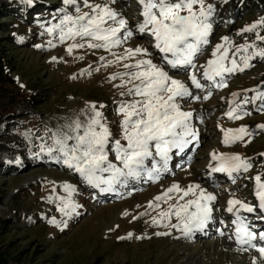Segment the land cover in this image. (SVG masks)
<instances>
[{
	"label": "rangeland",
	"instance_id": "rangeland-1",
	"mask_svg": "<svg viewBox=\"0 0 264 264\" xmlns=\"http://www.w3.org/2000/svg\"><path fill=\"white\" fill-rule=\"evenodd\" d=\"M77 2L82 12L89 11L83 0ZM105 2L89 0L91 4ZM206 3L215 7L213 30L206 51L195 61L196 69L188 68L176 74L165 65L170 75L184 81L193 96L200 97L181 101L182 109L193 113L192 123L200 135L196 148L190 151L189 159L183 158L187 159L185 163L169 164L170 170L160 179L146 180L148 183L142 186L143 178L130 180L126 186L117 185V194L109 195L84 184L78 174L40 152V145L51 143L45 129L56 131L90 103L105 105L100 111L119 138L118 122L122 117L115 109L117 102L126 99L120 95L126 89L117 87L120 78L111 80L110 77L124 71L122 63L107 64L114 57L104 49L77 48L69 54L67 48L74 41L60 42L58 34L47 33L46 29L59 23L63 16L60 9L67 8L75 14V9L65 6L63 0H33L31 5L22 0H0V113L11 116L9 123L0 125L2 264H253L249 261L253 257L256 264H264L256 249L238 250L241 246L235 245L233 237L229 239L234 226L228 227L232 218L226 211L229 199L233 198L253 206L258 204L253 178L264 173V156L260 155L264 153V129L256 126L264 124V111L257 109V101L245 105L250 114L240 120H230L225 115L232 93H240L239 98H242L254 94L245 90L264 91V60L254 58L250 61L251 67L230 75L224 88H209L210 82L201 79L206 87L195 89L188 80L192 73L198 79L202 77L201 66L211 58L214 45L224 36L236 45L255 42L264 48V42L256 40L255 33L238 35L241 29L264 17V10L248 5L245 0H206ZM111 7L121 13L135 31L141 21L137 0H115ZM19 8L23 12L18 14L16 9ZM258 31L264 36V28ZM50 40L54 47L49 46ZM137 46L148 48L153 52L154 62L161 63L159 54L152 48V38L146 34L136 33L112 51L123 53L125 48ZM101 56L105 57L104 61L100 60ZM209 91L211 95L204 99ZM241 125L254 130L255 134L229 146L222 144L221 128ZM213 151L238 153L250 158L252 167L234 181L225 173L210 174L208 165ZM261 179L264 181V175ZM64 183L75 185L78 192L74 199L80 205L79 214L71 218L57 210L55 197L66 195L61 187ZM173 183L183 188L199 183L217 197L213 222L205 234L180 238L174 229L152 225L151 217L168 207L163 202L160 209L139 215L155 196ZM50 196L52 202H49ZM125 212L128 214L124 215ZM247 215L255 220L249 222L254 225V231L264 230V220L259 219L264 211L257 208L255 213ZM134 216L138 219H133ZM53 217L58 222L67 220V227L62 223L59 227L51 224ZM221 220L224 225L220 224ZM175 222L174 217L171 223ZM218 230H223L225 235L221 236ZM164 231L171 234H155ZM128 233L133 234L131 238L119 239L127 237Z\"/></svg>",
	"mask_w": 264,
	"mask_h": 264
},
{
	"label": "snow or ice",
	"instance_id": "snow-or-ice-1",
	"mask_svg": "<svg viewBox=\"0 0 264 264\" xmlns=\"http://www.w3.org/2000/svg\"><path fill=\"white\" fill-rule=\"evenodd\" d=\"M22 2L31 5L33 0ZM114 3L115 0H106L103 4H91L89 0H83L84 7L89 11L82 12L77 0H63L65 6L75 9V14L68 12L67 8L60 9L64 14L59 23L46 29L50 35L58 34L60 42L74 41L67 48L69 54L77 48L104 49L114 57L107 64L122 63L124 69L110 77L111 80L120 78L121 83L117 87L126 89L120 93L126 99L117 102L115 109L117 115L122 117L118 122L119 138H116L107 118L100 111L105 105L90 103L56 131L45 129L46 137L51 143L40 145V152L62 163L78 174L84 184L99 189L100 192H114L117 185L126 186L130 180L139 181L144 177L148 180L160 179L170 170L169 161L173 150L182 153L194 141L198 142L199 133L192 123L193 113L183 110L181 101L200 97L193 96L192 90L184 81L170 75L165 70V65L177 70L196 68L195 61L210 44L212 17L215 12L214 5L206 3V0H137L141 9V21L134 31L128 26V20L111 7ZM260 28H264V17L241 29L238 35L255 33L256 40L264 42V36L258 31ZM136 33L152 38V48L159 54L160 64L154 62L153 52L148 48L137 46L125 48L123 53L112 51L121 47ZM48 43L51 47L55 46L51 40ZM257 57L264 60V48H260L255 42L236 45L228 36H224L220 43L214 45L211 58L201 66L202 77L198 79L192 73L188 75V80L195 89L206 87L201 79L210 82L207 85L209 88H224L227 87L230 75L251 67L250 61ZM100 60L104 61L105 57L101 56ZM248 91L254 94L239 98L240 93H232L229 109L225 113L230 120H240L249 115L245 105L257 101V109L264 111V91L257 88L245 90V93ZM210 95L211 91L203 98L208 99ZM256 127L264 129V124ZM221 132V142L225 146L244 141L245 137L255 134L254 130L249 131L245 125L221 128ZM48 133L51 135L48 136ZM260 155L264 156V153ZM251 167L250 158L238 153H210V174L227 173L234 181L240 173L248 172ZM262 175L264 173L253 178L258 204L253 206L233 198L229 199L226 211L234 216L232 223L235 226L236 243L247 246L238 250L254 248L259 252L260 259L264 260V230L254 231V225L249 223L248 216L241 214L255 213L257 208L264 211ZM61 187L66 195L55 197L58 201L57 210L68 218L78 215L80 205L74 199L78 194L76 186L64 183ZM52 200L53 197L50 196L49 202ZM173 200L174 203H168ZM216 200L217 197L199 183H190L186 188L173 183L155 196L148 203L147 209L139 215H148V210L160 209L161 202L166 203L167 209L152 216L151 224L174 229L190 239L195 233L204 232L213 222ZM173 217L176 219L175 223H171ZM133 219L138 217L134 216ZM259 219L264 220V216ZM49 222L58 227L62 223L67 227V220L58 222L53 217ZM220 224L224 225V221L221 220ZM218 231L221 236L225 235L223 230ZM155 234L166 236L171 232ZM132 235L128 233L127 237L119 239L131 238ZM253 264H256V257H253Z\"/></svg>",
	"mask_w": 264,
	"mask_h": 264
},
{
	"label": "trees",
	"instance_id": "trees-1",
	"mask_svg": "<svg viewBox=\"0 0 264 264\" xmlns=\"http://www.w3.org/2000/svg\"><path fill=\"white\" fill-rule=\"evenodd\" d=\"M243 0H239V2H241ZM245 2H247L248 5L250 6H255L257 9H260V10H264V0H245ZM18 10V11H17ZM19 9H16L17 13L19 14V12H23L22 10ZM6 113H0V125L3 126V125H6L7 123H9V119L11 118V116H8L7 114L5 115ZM0 264H2L0 262Z\"/></svg>",
	"mask_w": 264,
	"mask_h": 264
},
{
	"label": "bare ground",
	"instance_id": "bare-ground-1",
	"mask_svg": "<svg viewBox=\"0 0 264 264\" xmlns=\"http://www.w3.org/2000/svg\"><path fill=\"white\" fill-rule=\"evenodd\" d=\"M169 163H170V161H169ZM143 180L145 181V180H147V177H144L143 178ZM117 191V190H116ZM174 218V217H173ZM174 233H175V235H177L178 237H183L181 234H180V232H178V231H176V230H174L173 231ZM197 233H199V232H197ZM194 235H196V233L194 234ZM198 235H200V234H198ZM234 242H235V244L239 247L240 245H238L237 243H236V240L234 239ZM245 246V245H244ZM242 247V246H241ZM250 262H253V259H250L249 260Z\"/></svg>",
	"mask_w": 264,
	"mask_h": 264
}]
</instances>
